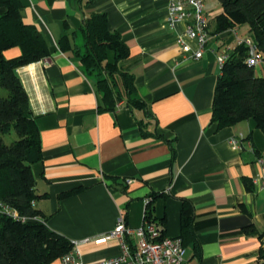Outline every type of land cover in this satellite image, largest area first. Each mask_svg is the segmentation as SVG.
<instances>
[{
	"label": "crops",
	"instance_id": "crops-1",
	"mask_svg": "<svg viewBox=\"0 0 264 264\" xmlns=\"http://www.w3.org/2000/svg\"><path fill=\"white\" fill-rule=\"evenodd\" d=\"M20 3L23 22L45 37L51 54L48 64L16 70L39 130L42 157L32 169L41 197L35 207L48 227L78 242L84 263H96L120 252L117 241H96L121 215L130 228L141 227L151 199L152 219L163 234L184 240L187 264H264V133L253 119L223 129L212 122L218 56L230 55L250 37L249 26L214 33L222 12L215 3L208 45L195 59L198 46L186 34L187 23H168L169 0ZM92 14H105L109 30L128 46L126 71L145 109L126 101L104 109L95 82L60 50L61 37L79 33ZM20 54L14 48L5 56ZM255 70L264 77V62ZM140 122L152 136L142 135ZM156 194L163 196L152 199ZM185 202L193 208L192 234L183 229ZM251 224L261 236L245 232Z\"/></svg>",
	"mask_w": 264,
	"mask_h": 264
},
{
	"label": "trees",
	"instance_id": "trees-1",
	"mask_svg": "<svg viewBox=\"0 0 264 264\" xmlns=\"http://www.w3.org/2000/svg\"><path fill=\"white\" fill-rule=\"evenodd\" d=\"M218 2L222 12L215 18L214 33L249 26L250 37L264 60V0ZM86 3L93 5L94 0ZM0 9L4 10L0 14V90L8 93L6 97L0 96V204L9 212L0 209V264H51L71 252L73 243L52 231L46 215L35 207L41 196L36 193L32 166L42 157L40 135L28 94L16 74L18 68L50 58V48L34 26L23 22L20 0H0ZM79 35L83 37V45L79 43ZM14 48L21 51L20 56L8 59L6 51ZM59 48L63 53H71L95 82L104 109L113 111L123 101L132 109L146 108L137 96L134 76L126 71L130 50L119 33L109 30L105 14L86 18L79 33L61 37ZM109 52L114 53L112 63L108 62ZM248 59L249 48L240 44L221 67L212 106V122L218 129L253 119L264 133V77L256 75ZM140 129L144 137L153 135L146 132V124L142 122ZM7 136L13 139L10 144L5 141ZM80 190L66 192L60 199ZM161 196L152 195V199ZM151 204L150 201L145 218L155 224ZM182 215L183 229L192 234L193 208L187 202ZM245 232L261 236L253 224L246 226ZM260 257L264 259V248Z\"/></svg>",
	"mask_w": 264,
	"mask_h": 264
},
{
	"label": "built area",
	"instance_id": "built-area-1",
	"mask_svg": "<svg viewBox=\"0 0 264 264\" xmlns=\"http://www.w3.org/2000/svg\"><path fill=\"white\" fill-rule=\"evenodd\" d=\"M184 22L187 23V36L198 46L195 59H201L210 39V25L205 13L204 0H169L168 23L176 26ZM240 44H245L249 48L250 66L258 67L264 62L263 55L258 51L251 37H244L240 40ZM227 58L226 54L218 56L221 67ZM44 61L47 64L50 62L48 59ZM231 144L235 149L240 147L236 139H232ZM260 164L264 165L263 159L260 160ZM0 209L9 213L2 204ZM111 241L119 243V255L91 264H187L182 239L165 236L158 225L150 223L146 218L141 227L133 229L127 225L125 217L121 215L117 219L115 228L96 243L106 244ZM72 243V251L61 257V264H86L81 259L79 243Z\"/></svg>",
	"mask_w": 264,
	"mask_h": 264
},
{
	"label": "rangeland",
	"instance_id": "rangeland-1",
	"mask_svg": "<svg viewBox=\"0 0 264 264\" xmlns=\"http://www.w3.org/2000/svg\"><path fill=\"white\" fill-rule=\"evenodd\" d=\"M215 3H219L218 0H206L205 1V13L206 15L208 16V19H209V25H210V28L209 30L211 29V25L213 23V19H214V16H215ZM79 43L81 45L84 44V40H83V37L81 35H79ZM8 95V93L5 91V90H0V96H3V97H6ZM13 138H15L13 136ZM12 137H6L5 138V141L7 144H10L12 142Z\"/></svg>",
	"mask_w": 264,
	"mask_h": 264
}]
</instances>
